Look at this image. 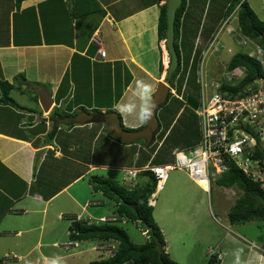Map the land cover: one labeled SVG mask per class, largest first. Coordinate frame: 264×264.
<instances>
[{
  "label": "crops",
  "instance_id": "0c3cea01",
  "mask_svg": "<svg viewBox=\"0 0 264 264\" xmlns=\"http://www.w3.org/2000/svg\"><path fill=\"white\" fill-rule=\"evenodd\" d=\"M1 1L0 84L15 87L11 101L0 85V264H91L110 258L117 241L74 242L70 226L74 220L109 219L102 208L111 206L117 221L118 205L90 183L98 172L118 177L124 172L128 187L145 182L140 173L135 179L129 176L150 163L140 145L117 141L99 114L135 100L137 80L151 84L154 92L165 82L160 65L166 49L158 24L168 0H97L100 6L88 4L91 10L76 0ZM212 1L188 2L180 42L192 57L213 47L210 28L217 26V18L210 14ZM230 2L219 0V8L227 11ZM192 5H200L198 13ZM238 8L229 15L231 31L235 19L239 30ZM97 35L105 58L94 42ZM35 88L51 96L48 112ZM119 114L133 130L145 125L135 116ZM253 249L258 247L253 244ZM220 252L226 256L229 251ZM261 258L253 252L240 261L264 264Z\"/></svg>",
  "mask_w": 264,
  "mask_h": 264
},
{
  "label": "rangeland",
  "instance_id": "374dc122",
  "mask_svg": "<svg viewBox=\"0 0 264 264\" xmlns=\"http://www.w3.org/2000/svg\"><path fill=\"white\" fill-rule=\"evenodd\" d=\"M9 1L12 0L7 2ZM199 1L194 0V2ZM225 1L223 0V2ZM248 1L252 3L258 18L264 22V0ZM188 2L190 3V0ZM218 2L219 0H213L211 4L210 14L217 18L215 24L217 26L211 27L210 31L214 32L215 38H219V43L217 44L215 41L209 52L204 50L201 55H198L196 72L194 71L196 57H192L191 51L186 53L187 61L190 64L189 77L181 76L175 81V85L172 87L175 94L169 100L167 109L158 112L161 131L156 137V143L151 148H146L144 142H138L142 148V153L152 159L153 165H172L175 162V149L186 150L199 145L201 140L200 123L195 114V108L199 107L201 98V85L198 86L197 83L201 71L205 75L206 91L211 93L214 90L211 86L212 83L236 85L244 78V68H239L233 74L227 71V65L235 55L257 54V48L252 46L250 42L247 45L244 44L246 39L237 29V19L233 20L231 24L234 30H229L230 26L227 23L232 16L229 17L225 8H219ZM198 6L200 5H192L197 13ZM214 7H217L215 11ZM203 8L206 10L205 6ZM198 17L199 14H197ZM220 23L222 24L220 25ZM192 59L194 65H191ZM188 62H185V66L189 65ZM162 63L165 78L168 60L167 66H165L163 59ZM261 63L264 68V59ZM165 82L169 84L168 80ZM181 99L185 101L190 99V103ZM184 105L186 108L175 119L178 111ZM163 137H165L164 140H162ZM167 138L168 140L165 141ZM98 174L105 178L115 179L123 185L127 180V175L124 172L119 177L116 173H109L108 171L98 172ZM210 187V192L203 190L186 170L175 169L169 172L165 188L161 191L157 190L150 200V204L154 208L155 221L165 236V248L169 257L179 264H211L210 256L212 253L209 250L219 252L220 249H223L229 251L226 255L228 258L222 254L224 260L223 262L220 260L217 264H234L237 250H240V259H244L253 252H260L264 255L261 252V249H264V220L239 225H232L228 220L235 201L242 197L243 193L236 188L220 187L214 181L211 182ZM97 196L101 197V195ZM108 208L110 210L106 207H103L102 210L105 211L109 219L101 221L115 222L116 219H112L113 214H111L114 211V206ZM117 224L126 229L133 242L144 244L146 240H149L148 234L144 232L145 236H143L142 230L138 229L135 224L131 222L125 225L123 223ZM233 231H237V233ZM45 234V238L49 236V232ZM86 244L88 246L94 245L93 242H86ZM253 244L259 248L253 249ZM6 257L10 256L7 255ZM240 264H245V260L240 261Z\"/></svg>",
  "mask_w": 264,
  "mask_h": 264
},
{
  "label": "trees",
  "instance_id": "16d2710c",
  "mask_svg": "<svg viewBox=\"0 0 264 264\" xmlns=\"http://www.w3.org/2000/svg\"><path fill=\"white\" fill-rule=\"evenodd\" d=\"M21 1V0H18ZM78 4L87 7L88 4L93 3L94 9H98L97 0H76ZM161 2L163 0H156ZM231 0L230 6L227 9L229 15L232 14L236 8H238V23L239 32L246 39L254 42L256 45L264 50V22L261 21L254 10L251 8L247 0ZM77 4V5H78ZM78 5L77 7H80ZM90 9L89 7H87ZM188 8V1L183 0L182 6L178 9L176 15L175 23V47L179 56L180 64L177 72L168 80L169 84L173 87L175 81L183 76L186 77L189 70L190 64L187 61L188 57L184 53L185 49L182 46L181 40V30L186 16ZM91 10V9H90ZM92 12V11H91ZM167 4L161 6V12L158 24V34L160 40H165L166 38V28H167ZM83 11L79 14H82ZM90 13V12H88ZM86 13V14H88ZM84 14V15H86ZM185 52L187 53L186 49ZM198 61L199 56L195 55ZM185 62H188V66H185ZM244 68L245 76L236 85L222 84L221 90L228 92L233 95H244L245 92L252 87H256V82L258 80L264 81V68L261 63L260 58L249 55V54H237L227 65V71L233 74L236 69ZM161 72L164 71L163 64L160 65ZM194 71H197L195 67ZM182 77V78H183ZM253 81V82H252ZM1 90L7 100L12 99L9 97L10 92L14 89L15 85L9 82H1ZM199 86V85H198ZM224 86V87H223ZM173 97L170 94L169 100ZM169 103V101H168ZM168 103L160 108V110L167 109ZM190 103V99L186 101ZM187 105V104H186ZM186 108L185 105L180 108ZM198 107L195 108V110ZM159 110V111H160ZM169 111H172L168 109ZM112 112H119L116 109H112ZM178 111V113H179ZM98 113V112H97ZM196 114V113H195ZM121 121L122 117L119 114ZM197 116V115H196ZM177 117V116H176ZM175 117V119H176ZM92 121L94 117L90 118ZM174 119V121H175ZM173 121V122H174ZM123 124V121H122ZM126 130H132L124 126ZM169 129V128H168ZM166 136V135H165ZM165 137L162 138L164 140ZM201 139V135H200ZM117 140V139H116ZM168 138L165 140L167 141ZM119 141V140H117ZM121 142V141H119ZM144 142V141H138ZM135 142L133 144H138ZM123 144H127L121 142ZM145 144V143H144ZM153 146V145H152ZM146 147V148H151ZM191 147V146H189ZM257 156L263 157V150H259ZM154 157V156H153ZM152 157V158H153ZM147 161L150 163L145 166V170L140 173L141 177L145 179L143 184H138L133 187H128L126 185L120 184L117 180L103 178L100 176H94L90 181L93 190L95 192H102L104 196L114 201L118 207L116 209L117 221L115 222H83L81 220H74L70 226V240L74 242L88 241V240H104L110 241L114 240L118 242V248L114 256L96 261L91 264H126L132 262L133 264H179L174 262L169 254L166 252V241L162 229L158 226L154 218V208L150 204V200L153 198L157 191V178L154 172L151 170L152 167L162 166L153 165L151 163V158L147 157ZM213 179V178H212ZM220 187L223 188H236L243 193L242 197H239L229 214V222L232 225L246 224L251 221H263L264 220V186L259 182H255L246 175L241 169L237 167L234 163L231 164L230 169L224 174L220 175L218 178L213 179ZM168 182V181H167ZM167 185V183H166ZM128 220L134 223L136 227L140 228L142 231L146 232L149 236L144 244H137L132 241L130 235L123 227L119 226L117 223H124ZM163 247L162 254L159 250V245ZM210 251V250H209ZM219 251V250H218ZM220 252V251H219ZM212 253L210 256V263L217 264L218 253ZM222 253V252H220Z\"/></svg>",
  "mask_w": 264,
  "mask_h": 264
},
{
  "label": "built area",
  "instance_id": "2783aa9c",
  "mask_svg": "<svg viewBox=\"0 0 264 264\" xmlns=\"http://www.w3.org/2000/svg\"><path fill=\"white\" fill-rule=\"evenodd\" d=\"M95 43L100 47L101 57H106L101 41L96 38ZM251 55L264 59L260 48L256 55ZM197 83L201 85L200 104L195 110L200 123V143L195 148L176 150L172 165L151 168L157 178V189L165 188L172 170H186L197 183L210 184L212 178L227 172L232 163L253 181L264 185V156H257L260 149L264 154V81L258 80L256 87L249 88L244 95L224 92L216 82L211 84L214 90L208 93L202 71ZM214 252L217 251L210 249V253ZM222 258L218 253V260Z\"/></svg>",
  "mask_w": 264,
  "mask_h": 264
},
{
  "label": "water",
  "instance_id": "95a60500",
  "mask_svg": "<svg viewBox=\"0 0 264 264\" xmlns=\"http://www.w3.org/2000/svg\"><path fill=\"white\" fill-rule=\"evenodd\" d=\"M166 4L167 28L164 46L168 54L169 63L165 79L170 80L177 72L180 64L179 56L175 47V23L177 11L182 6L183 0H168ZM34 91L39 95L40 104L44 111L48 112L53 104L51 96L46 90L43 89L41 90L39 88H35ZM170 93H172L171 87L166 82H159L154 92V100L156 102L154 115L152 119L140 129H124L121 118L116 112L99 114V121L104 122L107 125L109 134L117 140L127 144H133L138 141H144L145 146L150 147L156 143V137L161 131V124L158 119V112L160 108H162L168 103ZM86 123H88V121ZM158 245L160 253L162 254L163 247L160 243Z\"/></svg>",
  "mask_w": 264,
  "mask_h": 264
},
{
  "label": "clouds",
  "instance_id": "9594fccd",
  "mask_svg": "<svg viewBox=\"0 0 264 264\" xmlns=\"http://www.w3.org/2000/svg\"><path fill=\"white\" fill-rule=\"evenodd\" d=\"M96 38L101 41V39L99 38L98 35L95 37V39ZM95 39H94V42H95ZM247 41H249L253 46H255L257 48V50L260 48L264 52V50L261 47H259L258 45H256L254 42H252L248 39H247ZM101 43H102V41H101ZM97 47L100 49V47L98 45H97ZM102 48H103V43H102ZM102 58H105V57H102ZM167 68L168 67L165 68V72L167 71ZM187 73H189V70ZM165 80H168V79H165ZM169 86L172 89V93H170V94H172V95L175 94V90L172 88L171 85H169ZM182 101H185V100H182ZM115 107H116V110L121 112L122 114L135 116L141 125L148 123L152 119L154 112H155V108H156V102L154 100V90H153L152 85L144 82L143 80H137L136 85H135V100H133L132 102H129V103H125V104H117ZM176 150L177 149H175V151ZM138 173H139V171L130 172L131 175L129 174V176L132 177L133 179H135L137 177ZM197 184L200 185V183H197ZM210 185H211V183L208 184V189L204 188L207 192H210V189H211ZM256 247H258V246H255L254 248H256ZM235 255H236L235 264H240V250H237ZM261 259H264V258H261ZM54 264H55V262H54ZM249 264H252V262L249 261Z\"/></svg>",
  "mask_w": 264,
  "mask_h": 264
},
{
  "label": "bare ground",
  "instance_id": "6f19581e",
  "mask_svg": "<svg viewBox=\"0 0 264 264\" xmlns=\"http://www.w3.org/2000/svg\"><path fill=\"white\" fill-rule=\"evenodd\" d=\"M164 61H165V66H167V60H168V63H169V59H168V54H167V51L165 52V55H164ZM167 82V81H166ZM253 82V81H252ZM224 87V86H223ZM203 188L205 189H208V182L207 181H200L199 182Z\"/></svg>",
  "mask_w": 264,
  "mask_h": 264
},
{
  "label": "flooded vegetation",
  "instance_id": "af4514ba",
  "mask_svg": "<svg viewBox=\"0 0 264 264\" xmlns=\"http://www.w3.org/2000/svg\"><path fill=\"white\" fill-rule=\"evenodd\" d=\"M163 61H164V58H163Z\"/></svg>",
  "mask_w": 264,
  "mask_h": 264
}]
</instances>
